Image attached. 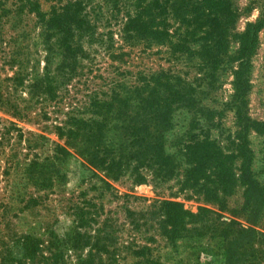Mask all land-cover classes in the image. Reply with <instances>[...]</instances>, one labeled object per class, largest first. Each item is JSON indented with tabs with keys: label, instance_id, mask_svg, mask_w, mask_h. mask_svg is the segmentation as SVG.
Instances as JSON below:
<instances>
[{
	"label": "rangeland",
	"instance_id": "obj_1",
	"mask_svg": "<svg viewBox=\"0 0 264 264\" xmlns=\"http://www.w3.org/2000/svg\"><path fill=\"white\" fill-rule=\"evenodd\" d=\"M38 1L43 10H49L68 0ZM88 2L98 42L83 45L87 57L79 58L78 74L68 83L59 84L56 97L49 99L46 95L39 98L33 89L35 78L42 76L46 54L41 26L34 13L18 10L17 0H2L0 254L10 251L20 258L23 248L19 236L30 234L38 246L32 264H79V257L86 259L89 253L97 261V254L105 250L113 252V264H147L146 256L160 264H222V245L215 244L216 236L222 238L221 221L245 224L241 213L243 186L235 180L231 193L222 194L220 203L191 189L181 190V172L186 163L180 148L190 132H198L216 138L225 151L230 150V140L238 130L234 109L229 106L238 42L229 37L228 54L232 59L216 72L212 84H206V79H200L203 75L197 58L174 55L166 45L131 46L122 41V14L125 8L130 9L128 0H120L118 14L112 11L109 0ZM230 2L239 13L230 26L232 31H242L247 21L264 17V0ZM160 70H168L196 86L201 104L217 112L212 121L202 117L196 129L192 128V112L181 108L173 113V126L165 132L164 139L165 151L179 164L178 176L161 180L154 178L150 170H142V183H135L127 171L115 178L89 165L57 135L55 126L67 115H91L89 104L94 97L108 98L117 83L132 84L138 74ZM249 78L247 114L251 119L264 121V25L250 57ZM61 79L62 76L58 82ZM248 144L251 169L264 185V133L251 130ZM57 146L65 148L67 154H57ZM44 159L47 166L43 169L42 185L37 177L39 166L30 164ZM238 164V159L232 160L235 177ZM163 200L177 201L193 214L200 212L197 218H185L184 237L175 241L165 238L158 227L159 202ZM258 226L263 228L264 224ZM139 249L146 256L135 255ZM107 258L111 260L108 252L103 261L107 262Z\"/></svg>",
	"mask_w": 264,
	"mask_h": 264
},
{
	"label": "trees",
	"instance_id": "obj_2",
	"mask_svg": "<svg viewBox=\"0 0 264 264\" xmlns=\"http://www.w3.org/2000/svg\"><path fill=\"white\" fill-rule=\"evenodd\" d=\"M17 1L18 10L34 13L42 29L46 54L42 76L35 78L34 92L39 98L46 95L54 99L57 86L68 83L78 74L79 58L87 57L83 45L98 42L95 18L92 19L87 10L90 2L68 0L43 10L38 0ZM109 1L112 11L120 13V0ZM1 5L2 0V9ZM128 5L130 9L125 8L122 14V41L131 46L166 45L174 55L197 58L203 75L200 79H206V84H212L216 72L232 59L228 54L229 37L238 42L232 71L234 91L229 103L234 109L238 130L230 140L231 148L225 151L216 138L190 132L180 148L186 163L180 186L181 190L191 189L209 201L220 203L221 195H229L234 181L238 180L243 186L241 213L245 224L221 221L223 231L219 234L223 235L221 239L216 236L215 244L222 245V264H264V227L258 228L259 224H264V185L251 169L248 144L251 130L264 133V121L251 119L246 111L250 57L257 47L264 17L247 21L242 31L235 32L230 26L239 13L230 0H128ZM56 57H59L58 62ZM60 76L62 79L58 82ZM209 78L211 81H207ZM196 90V86L168 70L138 74L132 84L114 85L108 98L94 97L89 104L90 116L71 113L55 130L64 138L65 145L75 148L89 165L115 178L127 171L135 183H142L145 181L142 170H150L154 178L171 179L180 174L179 164L165 151L164 134L173 126V113L181 108L192 112L193 129L201 125L202 117L212 121L217 113L201 104ZM55 151L59 155L67 154L62 146H57ZM235 159L239 160L236 177L232 168ZM45 160L30 164V167L39 166L37 177L41 184L43 169L47 166ZM159 206L158 227L170 241L184 237L185 218L192 220L200 216V212L193 214L177 201L163 200ZM19 239L22 256L16 258L10 251L4 252L0 254V264H32L37 240L30 234H23ZM107 252L111 260L107 258L104 262L103 255ZM134 253L145 255L141 249ZM146 258L147 264H160ZM115 260L113 252L105 250L97 254V261L91 253L86 259L79 257V264H113Z\"/></svg>",
	"mask_w": 264,
	"mask_h": 264
}]
</instances>
